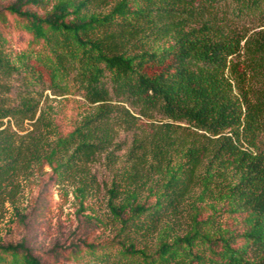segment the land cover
Listing matches in <instances>:
<instances>
[{
	"label": "trees",
	"instance_id": "1",
	"mask_svg": "<svg viewBox=\"0 0 264 264\" xmlns=\"http://www.w3.org/2000/svg\"><path fill=\"white\" fill-rule=\"evenodd\" d=\"M5 14L40 47L11 54L0 30V75L23 74L25 89L16 107L0 100V121H34L23 136L0 130V198H10L18 174L44 164L86 192V165L118 129L158 117L134 138L110 196L134 202L144 181L161 177L155 205L131 207L125 220L144 234L161 227L159 244L152 254L124 250V261L90 254L103 264H264V0H16L0 23ZM34 66L52 95L89 107L66 136L34 95L43 81ZM205 197L222 207L199 220L189 211ZM181 215L188 229L167 241L173 227L163 219ZM0 264L43 263L16 244L0 246Z\"/></svg>",
	"mask_w": 264,
	"mask_h": 264
},
{
	"label": "rangeland",
	"instance_id": "2",
	"mask_svg": "<svg viewBox=\"0 0 264 264\" xmlns=\"http://www.w3.org/2000/svg\"><path fill=\"white\" fill-rule=\"evenodd\" d=\"M15 1L0 0V10ZM5 16L6 21L0 23V30L11 54L40 47L32 44V37L20 19L8 14ZM247 25L250 32L259 30L256 23ZM32 70L43 75L42 83L34 89L36 99L40 100L41 107L53 109L60 135L66 136L74 129L81 114L89 110L88 105L77 95H52L48 89V74L37 66ZM23 85V74L0 75L3 106L12 108L20 103V96L25 90ZM139 119L137 129H118L113 146L86 165L85 171L91 181L86 192L82 193L71 181H61L58 171L48 164L18 174L11 181L14 191L10 198L7 194L0 198V246L23 244L43 264H103L90 254L91 251L96 255L105 251L113 253L114 259L123 261L121 252L124 250L152 254L161 239V227L154 234H144L136 232L131 222L126 223L125 220L130 216L131 207L143 205L151 208L155 205L162 178L155 175L150 180L145 178L146 186L139 191L134 202L131 199L126 202L122 197L111 200L110 196L114 181H121L119 177L122 168L127 165L126 159L134 145V138L147 135L151 124L160 121L158 117L153 120ZM0 123H3L0 130L10 128L18 136H23L33 129L34 121L19 122L8 117ZM262 141L264 143V138ZM12 185L8 191H11ZM195 193L199 195L201 190L197 189ZM194 206L189 214H197L199 220H205L214 212L217 214L222 203L205 197L195 199ZM113 208L119 212H114ZM218 217L237 225L238 229L241 227L240 220L231 215L222 213ZM188 222L187 215L184 218L182 215L175 219L171 216L164 218L162 225L173 227L167 241H172L175 235H183L188 229Z\"/></svg>",
	"mask_w": 264,
	"mask_h": 264
}]
</instances>
